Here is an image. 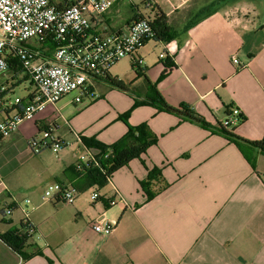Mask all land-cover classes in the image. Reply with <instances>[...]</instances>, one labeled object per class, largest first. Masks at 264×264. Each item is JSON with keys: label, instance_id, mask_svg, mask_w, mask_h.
<instances>
[{"label": "crops", "instance_id": "obj_1", "mask_svg": "<svg viewBox=\"0 0 264 264\" xmlns=\"http://www.w3.org/2000/svg\"><path fill=\"white\" fill-rule=\"evenodd\" d=\"M229 2L210 1L212 9L181 29L168 19L178 36L169 42L150 39L136 57L169 105L188 104L214 126L238 108L247 119L235 134L258 141L264 137V7ZM117 3L100 18V32L109 34L127 25L113 17ZM150 42L161 44L166 57L160 58V53L158 62L147 66L149 53L144 49ZM167 57L173 62L170 68L164 65ZM6 79L0 85L10 98L14 83ZM142 79L145 82L135 72L129 85L136 87ZM105 84L97 82L96 87L108 91L110 100L112 91L119 90ZM140 88L123 92V100L113 97L115 105L96 100L61 127L58 104L68 99L67 106L77 105L65 97L0 144V264H264V155L247 153L256 161L254 170L238 147L221 135L152 106L132 109L135 99L143 100L147 84ZM98 103L103 104L101 112L95 108ZM130 110L129 124H146L156 144L104 184L88 185L72 170L86 149L76 136L113 144L127 132L119 116ZM45 129L77 147L75 161L61 155L49 180L79 186L73 205L35 194L23 205L15 186L5 183L3 171L28 153L29 139ZM153 169L161 175L153 182L155 190L168 185L147 201L140 183ZM94 193L99 198L93 201ZM118 195L124 202L110 205ZM103 214L114 228L107 236L92 229ZM28 224L35 233L21 252L2 240L10 232L26 234Z\"/></svg>", "mask_w": 264, "mask_h": 264}, {"label": "built area", "instance_id": "obj_2", "mask_svg": "<svg viewBox=\"0 0 264 264\" xmlns=\"http://www.w3.org/2000/svg\"><path fill=\"white\" fill-rule=\"evenodd\" d=\"M118 1L0 0V76L9 72L6 55L11 54L22 63L24 74L34 86L22 104L23 98L12 100L2 96L7 89L0 85V144L16 134L25 122L35 120L65 97H72L75 104L93 98L96 83L105 81L113 66L125 58L136 57L147 41L153 39L148 18L135 20L109 34L97 29L100 18ZM49 38L54 43L51 55L46 45ZM164 57L166 54L162 53L160 58ZM233 62L237 64V58ZM241 113L233 108L222 125L229 129L238 126ZM44 134L41 141L37 137L29 139L28 146L33 153L47 149L59 152L69 145L48 132ZM76 137L81 141V137ZM97 154L98 151L85 149L79 161L92 160ZM78 196L77 187L57 182L49 185L44 193L47 200L58 199L66 205H73ZM98 198L97 193L91 197L93 201ZM123 202L118 195L110 205ZM29 203L27 200L26 204ZM26 226V235L31 238L35 230L30 224ZM92 229L103 236L114 231L105 214L93 222Z\"/></svg>", "mask_w": 264, "mask_h": 264}, {"label": "trees", "instance_id": "obj_3", "mask_svg": "<svg viewBox=\"0 0 264 264\" xmlns=\"http://www.w3.org/2000/svg\"><path fill=\"white\" fill-rule=\"evenodd\" d=\"M145 3L147 8H152V10L154 11L153 18L148 17L154 31L153 39L161 42H169L175 39L178 36V33L174 31L168 24V17L166 16L162 8L157 3H153L152 0H145ZM143 18H145V16L141 14L140 11L135 12L133 10V15L126 22L127 25H129L135 20ZM46 45L50 50L49 55H51L54 48V43L50 40V38L47 39ZM6 59L9 64V72H11L14 77H17L19 74H24V69L19 59L12 56L11 54L6 55ZM164 65L167 68H170L173 66V62L169 57H167L164 61ZM132 67L135 70L137 76L143 77L147 84V92L143 95V100L135 99L132 109L143 105L152 106L161 112L175 115L183 121H189L206 130H210L213 133L219 134L230 142L234 143L248 160L252 168L254 170L256 169L255 159L253 157H249L247 153L254 152L264 155V137L263 139L258 141L246 140L235 134L234 131L237 126L231 129L223 126L222 124L214 126L211 123L207 122L188 104H181L178 107L169 105L161 95V93L158 91L156 85L152 84L149 78L145 75V69L142 68L141 60L139 58H132ZM166 73L167 72H163L160 78H164ZM24 79L29 80L31 85H33L27 74H25ZM105 82H107V84H109L113 88L118 89L119 91H122L124 93H134L133 90L130 89V85L128 86L124 81L118 78L108 76ZM4 95L6 96L7 92L2 94V96ZM25 103L26 99L23 98L22 104ZM130 114L131 110L120 116L121 121H123L127 126V132L122 138H120L113 144L106 145L95 138L81 137L82 144L86 149H95L98 151V154L92 160L90 159L86 162H80L78 160L76 165L72 168V170L77 173V177L83 179L88 185L91 186L92 184H104L111 178V176L115 172L127 166L132 160L142 159V156L146 154L148 149L156 144V137L151 133L149 127L146 124H140L138 126H132L129 124L128 118ZM239 118V125L245 122L247 119L246 116H244L242 113ZM33 122L36 123L35 120H33ZM41 132H49V130L45 129L41 130ZM66 172L67 170L65 171V173ZM159 177L161 179V175L158 170L153 169L149 172L147 179L140 183L142 190L146 194L147 201L152 200L161 189L167 187L168 184H164L163 188L155 190V188L153 187V182L159 181ZM75 187L79 188V186ZM28 239L29 238L26 234H22L16 231L2 235V240L18 252H21V250L27 244Z\"/></svg>", "mask_w": 264, "mask_h": 264}, {"label": "rangeland", "instance_id": "obj_4", "mask_svg": "<svg viewBox=\"0 0 264 264\" xmlns=\"http://www.w3.org/2000/svg\"><path fill=\"white\" fill-rule=\"evenodd\" d=\"M152 1L153 3H157L162 8L169 21L173 23L171 26L175 25V29H181L187 21H190L192 17L197 18L201 16L202 13H205L208 8L212 9L214 7L213 5L208 7L209 2L212 0ZM234 1H240L243 2V4L247 2L250 6H258L259 10L264 7V0H230L229 3ZM243 4L240 7H243ZM133 10L135 12L140 11L141 14L145 16V18H153L154 16V11L152 8H147L145 0H120L111 11L113 13V17L117 18V21H120L121 23L126 22L131 18L133 15ZM144 50H147L149 53L148 59L145 60V65L150 66L154 60H156V63L158 62L159 55L163 52V46L158 43L155 44L154 42H150L147 44ZM110 73L113 76H117L119 79H122L129 86L131 83L130 80L132 79L135 70L132 67V62L130 59L125 58L113 66L110 70ZM24 76L25 74H19L17 77H14L11 72H7L5 75L0 76V80L8 78V81H12V83H14L13 90H11L8 94L10 99L15 100L16 98H25L30 93V91L34 89V86L31 85L29 80H25ZM104 86H109L111 89H113V87L110 85L105 84ZM104 86L103 89L105 90ZM129 87L139 92L140 90L142 91L140 87H146V83L142 79L138 86ZM94 94L95 96L93 98H85L81 104H77L76 106H67L66 102L68 99H64L67 100L66 102L63 101V103H59L58 106L62 114L58 122L60 126L65 127L67 121L76 118L77 115L84 114V112H86L85 109L88 108L87 110H89L91 108L90 106L93 105L96 100L100 102L108 100V91L103 92L98 88V86H95ZM125 96L126 95L123 92L115 90L112 91L109 98L110 100L108 101L115 105L113 97L123 100ZM98 104L99 105L95 108L98 109V112L103 111V104ZM93 113L95 114V112ZM120 116L119 120H121ZM44 137L45 134L40 133L38 134L37 139L41 141ZM15 139L16 137H14L12 140ZM74 145L75 144L72 142L70 146H67L62 151L60 150L58 153L50 150H43L40 153H33L27 145V148L30 151H27L28 153L25 151L23 154L19 155L17 162L12 163L3 171L4 175L6 174L5 176L7 177V182L5 183L8 186H15L17 198L20 199V202L23 205H29L26 204V201L29 200V197H31L32 194L44 196L46 188L52 184L49 182V180L52 179V172L54 169H56L58 165L57 159L61 155L64 154L71 161H75L77 147Z\"/></svg>", "mask_w": 264, "mask_h": 264}]
</instances>
